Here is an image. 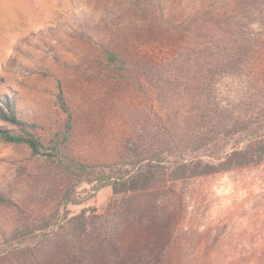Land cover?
Instances as JSON below:
<instances>
[{
	"label": "rangeland",
	"instance_id": "374dc122",
	"mask_svg": "<svg viewBox=\"0 0 264 264\" xmlns=\"http://www.w3.org/2000/svg\"><path fill=\"white\" fill-rule=\"evenodd\" d=\"M155 1H161L167 16L175 15L182 3L0 0V95L14 97L19 110L37 125L39 136L47 140L66 119L58 102V94L63 92L77 120L79 151L89 157L115 153L122 136L130 129L132 117L143 112V97L133 85L110 77L99 44L116 47L126 41L129 47L133 44L162 62L167 60L170 51L153 40L144 16L147 12L139 7L151 8ZM254 17L241 39L240 55H233L229 64L225 60L219 64L222 106L229 114L222 125L227 136L216 147L192 153L182 151L187 157L216 160L242 138L243 134L234 131L238 122L249 117L264 122V5ZM181 117L176 121L178 132L174 139L184 136L186 130ZM10 126L0 119V127ZM178 154L165 153L164 162L169 164ZM39 164L25 144L0 135V189L8 198L0 203V264H87L83 258L59 256L42 263H28L26 241L10 238L28 213L35 217L57 214L55 198L62 183L52 177L33 178ZM114 168L115 172L124 169L121 165ZM169 192V215L171 221L177 222L176 232L188 244H208L186 245V250L211 249L215 254L234 255L235 264H264V163L177 182L173 194ZM76 193L81 202L60 206L58 218L54 216L56 222L83 208L88 214L104 215L116 199L111 185L97 188L96 184L82 182ZM144 201L150 204L152 200L144 197ZM148 212L152 216V211ZM89 227L91 232L85 244L94 264H123L109 243L112 229L100 231L99 224L94 223ZM56 230L57 226L39 230L31 244L49 252L57 243L52 240V244L47 235L54 239ZM154 233V224L148 221L138 236L140 240L151 239ZM135 236L130 232L123 244L127 245Z\"/></svg>",
	"mask_w": 264,
	"mask_h": 264
},
{
	"label": "trees",
	"instance_id": "16d2710c",
	"mask_svg": "<svg viewBox=\"0 0 264 264\" xmlns=\"http://www.w3.org/2000/svg\"><path fill=\"white\" fill-rule=\"evenodd\" d=\"M153 5L139 7L143 13L147 12L144 16L153 40L170 51L167 60L162 62L133 44L129 47L126 41L116 47L99 44L110 77L133 85L143 97V112L132 117L130 129L122 136L115 153L89 157L79 151L77 120L63 92L58 94V102L66 119L47 140L39 136L37 125L19 110L14 97L0 95V119L11 125L0 127V135L28 147L31 157L40 163L33 178L52 177L62 183L55 198L58 201L55 218L60 206L81 202L76 188L82 182L96 184L97 188L111 185L116 196L104 215H91L83 208L56 222L50 214L35 217L28 213L10 234L11 239L26 241L28 263H42L59 256L71 260L83 258L87 264H94L85 244L93 223L99 224L100 231L112 229L109 243L123 264L236 263L232 254H215L205 248L186 250V245L208 244H188L176 232L177 222L171 221L168 197L177 182L264 163V122L251 117L236 124L234 131L243 134L242 138L216 160H196L182 152L216 147L227 136L222 125L229 114L222 106L219 64L222 60L229 64L233 55H240L241 39L256 18L254 15L260 14L264 0H182L180 9L169 16L161 1ZM179 116L186 123V130L184 136L174 139ZM177 152L180 154L175 160L164 162L165 153L175 156ZM117 165L124 169L115 172ZM144 197L150 198L151 203L145 204ZM7 199L0 189V203ZM148 211H152V216ZM148 221L153 222L155 233L151 239L140 240L139 230ZM51 226H57L56 237H47L52 244L55 240L57 246L49 252L33 246L31 242L39 230ZM130 232L136 236L125 245L123 240Z\"/></svg>",
	"mask_w": 264,
	"mask_h": 264
}]
</instances>
